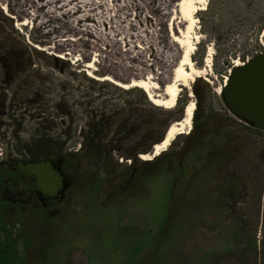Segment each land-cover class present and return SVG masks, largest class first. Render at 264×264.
<instances>
[{"label":"rangeland","instance_id":"1","mask_svg":"<svg viewBox=\"0 0 264 264\" xmlns=\"http://www.w3.org/2000/svg\"><path fill=\"white\" fill-rule=\"evenodd\" d=\"M134 1L146 5L145 0ZM146 1L170 8L180 0ZM118 2L124 0H108V5L114 7ZM220 2L221 0L215 1L210 11L206 10L207 4L206 9L196 13L197 21L191 27L189 40L190 43L198 41L196 47L203 42L206 53L202 65L200 55H197L196 60L193 59L195 66L203 69L199 76L187 86L180 85L178 99H181V107L161 106L163 110L155 112L147 108L143 111L146 121L160 119V129L164 131L169 125L182 119L185 110H182V103L194 99L196 108L198 101L200 103L197 123L214 133L216 127L221 124L217 116H223L226 118L225 124H232L229 135L241 147L238 160L233 164L237 171L236 175L233 174L234 182L239 183L242 180L235 198L236 204L233 206L232 201L224 207L222 213L209 208L208 205L193 211L187 219L186 229L175 242L176 247L167 261L170 264H197L206 251H221L228 245H240L245 248L256 244L259 251L264 252V162L262 163L260 157L264 148V130L253 128L238 117L228 108L220 93L228 76L220 73L222 67H226V58L232 66L236 62L242 64L251 59L264 51V36L263 32L257 35L256 27L250 24L229 29L233 24L244 22V15L248 12L238 18H234V15L218 18L222 23L208 28L211 32L206 34L205 23L217 16L215 13L220 7ZM241 10L246 9L242 7ZM145 16L149 19L145 22L146 28H149L148 34L144 33L145 37L152 35L154 39L158 38L164 30L167 39L173 42L168 30L170 17L167 16L165 25H161L158 24L154 12L147 10ZM26 19L25 15L18 16L11 5L0 0V162H6L13 171L0 183V198L34 202L35 180L30 184L20 182L26 175L18 173L14 165L17 166L21 161L28 163L36 159H47L40 149H32L38 134L57 138L62 134L61 138L66 140L65 153L79 150L81 131L87 128L93 109H103L105 102H111L110 105L126 104L136 103L140 99L138 94H128L121 90L135 87L124 88L113 81L100 78L113 76L115 71H119L127 76L122 82L128 84L136 78L139 71L145 72L153 75V81L159 86L158 89H153V93L165 98L162 89L164 82L160 75L174 67L180 58V50L177 51V59L168 68L158 64L149 52H146L145 64L129 57L123 50L130 45L123 37L117 44L116 51L114 47L100 43L97 48H89L90 52L86 56L82 51L55 47L53 42L41 36L36 28V21ZM180 20L176 18V24ZM152 23L154 25H151ZM180 24L182 28L187 27L185 23ZM74 37L77 38L78 35ZM131 44L134 50H140L137 45L145 47L138 39ZM209 51L212 54V63L210 67H206L205 59ZM55 57L64 59L68 64L56 63ZM135 67L139 69L136 70ZM227 71L229 74L230 69ZM196 81L198 95L193 87ZM140 89L149 97L145 89ZM132 117L135 119L138 114L134 113ZM193 123L194 121L192 128ZM189 132L182 135L186 136ZM183 136L172 146V152L177 153L183 145ZM202 151L203 148H200L198 152ZM37 153L40 155H35ZM196 155L197 152L192 153L185 160L182 179L177 183L178 188L184 187L190 179ZM118 159L121 163L122 159ZM50 160L57 162V158ZM130 163L131 161H127V164ZM61 170L67 178L60 193L55 199L42 198L44 202H54L50 205L49 215L54 217L56 236L60 239L53 251L51 264H126L129 249L137 240L143 238L148 230L159 233L160 229L166 228V224L170 222L172 215L169 217L162 206V197L166 192H160V187L163 189L170 182H175L173 174L169 176V181H165L162 176L157 182L154 180L151 188L154 189L155 197L151 199L146 198L147 193L142 189L138 199L127 196L128 193L119 199L110 197L107 188L98 191L97 196L93 193H83L76 187L77 171L75 172L74 168L67 170L63 164ZM172 171L173 168L171 173ZM228 171L226 166L223 173L217 170L215 175L224 180V177L231 174ZM216 179L212 178L211 182L208 180L204 183L211 186L217 182ZM31 190L33 195H30ZM206 191L208 192L207 188H204L203 193ZM12 211L8 209L9 213ZM47 226L40 227L42 238L49 234ZM146 255L148 254L140 256L137 264H140L141 258ZM42 259L37 255L34 264H43ZM241 264H256L254 256L246 255Z\"/></svg>","mask_w":264,"mask_h":264},{"label":"trees","instance_id":"2","mask_svg":"<svg viewBox=\"0 0 264 264\" xmlns=\"http://www.w3.org/2000/svg\"><path fill=\"white\" fill-rule=\"evenodd\" d=\"M215 1L219 0L209 1L207 11L212 9ZM247 1L249 0H221L220 7L215 13L217 16L214 15L215 18L209 23H205V33L210 34L211 31L208 28L222 23L218 18L224 15H234V18H238L244 12H248L244 15L246 19L244 22L238 23L239 25L233 24L229 29L242 28V26L250 24L252 27H256L257 35L263 32L264 36V0H250L248 3ZM242 7L247 11H242ZM205 53L206 46L200 42L192 59L196 60L197 55H200V65H202ZM55 61L59 64H68L59 57H55ZM225 64L226 67H222L220 73L228 75L227 70L233 69V66L228 58H226ZM197 84L198 81L194 83L193 87L198 95ZM121 90L128 94H138L139 101L126 104L112 103V105H110L111 102H105L103 109H93L87 122V128L81 131L79 150L65 153L66 140L61 138L62 134L58 138L38 134L32 149H40L41 154L47 159L62 158V164L67 170L74 168L75 172L77 171L75 179L77 189L89 195L93 193L94 196H97L98 191L102 188H107L112 198L120 199L126 195L125 193H128L127 196L138 199L142 189L147 193L146 198L150 197L151 199L155 197L154 189L151 188L152 184L157 182L160 176L164 180H168L169 176L173 174L175 182L172 184L170 182L163 189L160 187V192H166L163 197L161 196L163 198L162 206L169 217L172 215L170 222L166 224V228H161L159 233L148 230L139 241L136 237V244L129 249L130 254L126 259V264H137L138 258L147 253L148 255L141 258L140 264H170L167 261L176 247L175 242L186 229L187 219L193 211L208 205L209 208L222 213L224 207L230 205L232 201L233 206L236 204L235 198L239 193V184L242 180L239 183L234 182L233 177L237 171L233 164L238 160L241 147L229 135L232 124L229 122L225 124L226 118L223 116H217L221 124L216 127L214 133L205 130L203 125L197 123L200 108L198 101L191 131L186 136L178 134L169 148L161 151L158 155L151 159H142L140 158L142 154H151L154 146L163 141L167 131H161L162 121L160 119L146 121L143 111L147 108L153 109L155 112L163 109L154 104L138 87ZM224 90L225 87L222 86L221 93ZM221 98L226 103L223 94H221ZM187 102L182 103V110L185 109ZM176 105L181 107V99L177 100ZM228 108L232 110L229 106ZM134 113L138 114L135 119L132 117ZM235 114L249 126L264 130L263 127L247 118ZM61 123L63 125V122ZM181 136L185 138L183 145L177 153L172 152V146ZM200 148H203L202 152H198ZM195 152L197 155L193 162L194 170L190 179L184 187L178 188L177 183L182 179L184 162ZM260 157L263 163L264 148ZM118 158L122 159L121 163ZM127 161H131V163L127 164ZM226 166L231 174L221 180L215 175V172L219 170L223 173ZM172 168L174 171L171 173ZM11 170L6 162H0V183L13 173ZM17 172L26 175L20 179V182L30 184L34 180L26 171L17 170ZM212 178L213 180L217 178V182L206 186L205 183L208 180L211 182ZM204 188H207L208 192L203 193ZM53 203L44 202L39 196L35 197L34 202L0 198V264H34L37 255L41 259L43 258V264H51L54 256L53 251L60 243L53 224L54 217L49 215L50 205ZM8 209L13 211L9 213ZM43 225H48L46 228H48L49 234L42 238L40 227ZM246 255L254 256L256 264H264V252L259 251L256 244L245 248L240 245H228L221 251L214 249L206 251L197 264H233V262L241 264Z\"/></svg>","mask_w":264,"mask_h":264},{"label":"bare ground","instance_id":"3","mask_svg":"<svg viewBox=\"0 0 264 264\" xmlns=\"http://www.w3.org/2000/svg\"><path fill=\"white\" fill-rule=\"evenodd\" d=\"M2 1L11 5L18 16L25 15L27 19L36 21V28L41 36L53 42L55 47L69 51H82L86 56L90 52L89 48H97L100 43L110 45L116 51L117 44L123 37L127 39V44L130 45L123 50L129 57L145 64L147 61L145 59L146 52H149L158 64L168 68L177 59V51L180 50V58L174 67L170 71L165 70L160 75L162 82H164L162 89L165 98L153 93V89H158L159 86L153 81L154 76L145 72L139 71L136 78L128 84L122 82L127 79V76L119 71H115L113 76L106 75L100 78L113 81L124 88H143L156 105L173 108L179 97L180 85L187 86L193 83L195 78L199 76V72L203 70L197 68L192 59L198 41L190 43L189 39L191 27L197 21L196 13L206 9L209 0H180L172 4L170 8L162 7V4L155 5L146 0L145 6L138 1L124 0V2H118L114 7H109L108 0H42L41 3H37L35 0ZM147 10L155 13L157 22L161 25H165L167 16L170 17L168 30H170V36L173 37V42L167 39L164 30L155 39L152 35L144 36V33L148 34L149 32V28L145 26V22L149 20L145 16ZM176 18L181 19L178 24H176ZM180 23L187 24V27L182 28ZM151 25L149 24V27ZM68 33L73 36H69ZM76 34L78 35L77 38L74 37ZM89 37L94 38V40ZM135 39L145 44V47L137 45L140 50H134L131 43ZM211 63L212 54L209 51L205 59L206 67H210ZM235 64L241 65L240 62ZM135 69L138 70L139 68L135 67ZM190 96L192 97L191 94ZM195 109L194 99L189 100L185 106L182 119L171 124L168 132L166 131V138L155 145L154 155H158L168 148L178 134L191 130ZM141 157L148 159L152 156L142 154Z\"/></svg>","mask_w":264,"mask_h":264},{"label":"water","instance_id":"4","mask_svg":"<svg viewBox=\"0 0 264 264\" xmlns=\"http://www.w3.org/2000/svg\"><path fill=\"white\" fill-rule=\"evenodd\" d=\"M224 87L221 94L228 106L235 113L264 128V52L253 56L245 64L235 66L229 72ZM169 129L170 126L167 132ZM152 154H155V146ZM61 164L62 158L57 162L50 159L29 163L21 161L17 169L33 175L38 189L54 197L60 193L67 178L61 170Z\"/></svg>","mask_w":264,"mask_h":264},{"label":"flooded vegetation","instance_id":"5","mask_svg":"<svg viewBox=\"0 0 264 264\" xmlns=\"http://www.w3.org/2000/svg\"><path fill=\"white\" fill-rule=\"evenodd\" d=\"M58 160V159H57ZM30 162H33V161H30ZM29 163V162H28ZM61 167V166H60ZM14 168L17 169V166L14 165ZM18 170V169H17ZM31 175V174H30ZM33 177V179L35 180V183H36V179L33 175H31ZM36 189H35V194L36 196H39L40 198H43V197H49L50 199H55L56 196L52 197V196H49L47 194H44L41 190L38 189L37 185L35 186ZM31 192L33 193V191L31 190ZM33 195V194H32Z\"/></svg>","mask_w":264,"mask_h":264},{"label":"built area","instance_id":"6","mask_svg":"<svg viewBox=\"0 0 264 264\" xmlns=\"http://www.w3.org/2000/svg\"><path fill=\"white\" fill-rule=\"evenodd\" d=\"M245 63V62H244ZM244 63H242V64H244Z\"/></svg>","mask_w":264,"mask_h":264}]
</instances>
